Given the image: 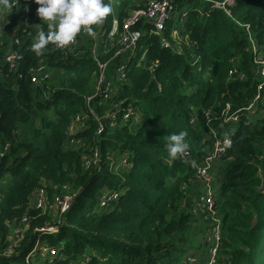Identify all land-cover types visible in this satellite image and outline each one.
Returning a JSON list of instances; mask_svg holds the SVG:
<instances>
[{
  "label": "trees",
  "instance_id": "1",
  "mask_svg": "<svg viewBox=\"0 0 264 264\" xmlns=\"http://www.w3.org/2000/svg\"><path fill=\"white\" fill-rule=\"evenodd\" d=\"M105 2L112 12L92 27L108 34L114 19L121 26L148 0ZM37 8L32 0L0 6V264H207L216 224L193 206L196 166L216 142L208 111L217 136L231 138L214 166L217 264H264V100L238 123L223 119L227 106L236 113L257 96L264 0H177L180 14L161 34L142 22L136 53L115 57L120 28L113 44L97 45L112 83L100 94L92 36L77 34L69 56L52 44L40 56L31 50L40 25L47 31ZM15 38L21 59L12 67L6 56ZM39 65L51 76L36 86ZM122 65L127 78L118 81ZM233 68L245 78L232 77ZM128 109L134 116L112 126L107 115ZM181 131L188 160L167 151L169 135ZM41 190L46 205L38 208ZM66 196L73 202L61 214L56 199ZM47 227L58 232L40 231Z\"/></svg>",
  "mask_w": 264,
  "mask_h": 264
},
{
  "label": "built area",
  "instance_id": "2",
  "mask_svg": "<svg viewBox=\"0 0 264 264\" xmlns=\"http://www.w3.org/2000/svg\"><path fill=\"white\" fill-rule=\"evenodd\" d=\"M176 2L177 0H150L147 3L146 8L135 10L132 12L122 23L120 26L117 19L113 20L112 29L111 31L106 34L105 31L95 32V36L92 37L96 44L93 48V55L94 59L98 65L100 75L98 77L97 81V89L96 93L100 94L102 92L108 91L111 87V82L108 81V69H109V62H101L98 59V50L97 45L104 44L105 47L107 45V42L110 41L111 44H113L114 38L118 35L119 29L121 28V35L118 42V50L116 52L115 57L120 56H129L136 53L138 48L139 40L142 38V32L137 28L142 22H145L153 27L154 33L161 34L165 28L167 23L174 17L176 13ZM19 0H14L12 3L13 6L18 5ZM105 20V19H104ZM104 22V21H103ZM28 21L26 20L24 22L25 25H27ZM97 26V25H93ZM4 29V27L0 26V30ZM24 33H27V29L24 30ZM86 33V32H83ZM166 43V42H165ZM21 45V40L19 38L14 39V51L10 55L8 52V55L6 56V61L12 65L15 62V59H21V56L16 52L17 47ZM2 46V34L0 33V48ZM79 46V40L76 37L74 42L66 46L64 48H57L61 50L65 56H69L70 54H73L77 51ZM257 64L259 65L258 68V77L260 78V83L257 87V96L247 108H244L243 110H239L236 113H231V107L227 106V109L223 112V119H225L226 123H238L241 121V119L246 116V113H253L255 114V109L257 106V102L264 100V60L259 59L257 61ZM156 67V66H154ZM230 75L232 77H240L245 78V74L238 70L237 68H233L230 72ZM51 74L47 72V68L45 65H39L32 69L31 71V81L36 86L42 85L45 82H47L50 79ZM127 78V72H126V66L122 65L119 67L115 74V79L118 81H123ZM112 81V80H111ZM93 99L90 98L89 101ZM134 116V112L130 109L127 111L124 110H118L112 114H108L107 118L109 120H112V126L115 124V121L121 117H123L124 120H130ZM213 112L208 111L206 113V121L207 125L210 129V134L216 139V142L213 146V148L208 152V154L202 159L201 163L196 166V181L198 185H200V194L197 197L195 203H194V213H200L203 216H210L212 219H214V223L216 224L211 233L209 234V241L213 243V245L210 248V261L207 264H217V254L219 245L221 242V226H220V220L216 218V211H215V194L217 187L214 184L215 181V170L214 166L218 159H220L223 154L226 152L227 147L231 144V138L226 137L223 139H220L215 131L211 127ZM81 121V118H76L75 123L70 127V133L74 134L77 131L76 123H79ZM192 124L195 123V120L191 122ZM101 133V131H100ZM71 143H74V139L71 140ZM2 154H0L1 156ZM180 157L183 160H188L190 157V153L188 151H185L183 154L180 155ZM99 160L98 153H95L92 158L88 161H86V167L90 168L92 165H96ZM126 163V162H124ZM111 199L117 200L116 196H113ZM73 197L66 196L65 198L56 199V207L57 210H60L61 214H65L71 204ZM108 204V199L103 198L102 199V207H106ZM46 205V199H45V193L43 190L39 192L38 199H37V207L43 208ZM44 233H50L54 234L57 233L58 230L54 227H47L42 228L40 230ZM11 252V251H10ZM53 255H56V251L51 252ZM190 263H195L196 260H190Z\"/></svg>",
  "mask_w": 264,
  "mask_h": 264
},
{
  "label": "clouds",
  "instance_id": "3",
  "mask_svg": "<svg viewBox=\"0 0 264 264\" xmlns=\"http://www.w3.org/2000/svg\"><path fill=\"white\" fill-rule=\"evenodd\" d=\"M38 5L37 16L40 21L46 22L40 30L31 50L40 56L49 44L56 48H64L71 45L77 34L81 31L94 37L93 25L102 24L104 19L112 12V6L105 0H32ZM0 6L11 10L10 0H0ZM187 133L181 131L169 135L167 151L172 159H176L189 147L185 141Z\"/></svg>",
  "mask_w": 264,
  "mask_h": 264
},
{
  "label": "water",
  "instance_id": "4",
  "mask_svg": "<svg viewBox=\"0 0 264 264\" xmlns=\"http://www.w3.org/2000/svg\"><path fill=\"white\" fill-rule=\"evenodd\" d=\"M14 51V40H12L11 46H10V50H9V54L11 55Z\"/></svg>",
  "mask_w": 264,
  "mask_h": 264
},
{
  "label": "rangeland",
  "instance_id": "5",
  "mask_svg": "<svg viewBox=\"0 0 264 264\" xmlns=\"http://www.w3.org/2000/svg\"><path fill=\"white\" fill-rule=\"evenodd\" d=\"M143 1H145V0H143ZM149 1H150V0H148V2H149ZM179 14H180V13L177 11L174 17H178ZM237 79H239V80H243L244 78H240V77H238Z\"/></svg>",
  "mask_w": 264,
  "mask_h": 264
},
{
  "label": "bare ground",
  "instance_id": "6",
  "mask_svg": "<svg viewBox=\"0 0 264 264\" xmlns=\"http://www.w3.org/2000/svg\"><path fill=\"white\" fill-rule=\"evenodd\" d=\"M3 30H4V29H1V30H0V33H1V34H2ZM54 228H56V229L58 230V227H54ZM52 255H53V254H52ZM56 255H57V254H56ZM56 255H53V256H56Z\"/></svg>",
  "mask_w": 264,
  "mask_h": 264
}]
</instances>
